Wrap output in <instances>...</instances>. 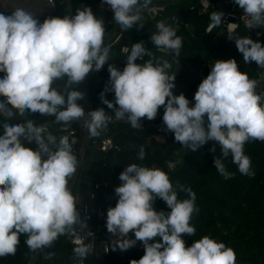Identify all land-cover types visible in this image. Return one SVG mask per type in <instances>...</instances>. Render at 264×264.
I'll list each match as a JSON object with an SVG mask.
<instances>
[{
	"label": "clouds",
	"instance_id": "1",
	"mask_svg": "<svg viewBox=\"0 0 264 264\" xmlns=\"http://www.w3.org/2000/svg\"><path fill=\"white\" fill-rule=\"evenodd\" d=\"M112 18L123 30L141 20V8L151 0H105ZM51 3V2H50ZM247 16L249 26L264 25V0H235ZM0 12V113L12 117L17 110L53 115L55 121H71L87 116L84 125L93 137L112 119L103 107L85 111L78 101L84 97L80 85L90 70H100L109 61L111 44L105 42V26L91 7L82 6L72 14L41 18L23 0H3ZM222 13H213L221 22ZM151 43L162 51L180 55L182 37L176 29L159 20ZM237 49L246 63L264 67V43L250 36L236 37ZM147 55L148 59H143ZM140 58L141 63H137ZM177 63V61H176ZM163 56L156 57L143 41L132 43L123 69L108 65L109 85L114 101L101 93L116 118H125L131 127H141L140 119L151 120L160 106L167 130L176 142L195 151L209 140L216 141L222 156L214 158L219 173L229 178L225 159L244 175H254L251 157L244 151L249 140L264 141V93L257 81L241 71L236 58H218L199 83L194 103L183 92L174 94L175 73ZM66 78L65 91L53 86ZM11 101L12 104H9ZM0 257L14 255L20 235L33 250L51 246L62 234L81 222L69 178L78 167L73 144L67 135L59 139L37 125L33 119H0ZM35 141L36 147L29 146ZM139 158L145 156L144 146ZM121 183L114 189L118 199L106 213L107 230L116 235L112 247L126 250L137 240L144 254L130 264H236L234 249L222 240L205 234L186 245L184 235L196 232L190 223L198 211L195 192L185 185L173 186L159 167L127 164L120 172ZM179 192H186L181 198ZM160 197L167 209L156 210L153 201ZM134 232V238L128 233ZM159 237V239H158ZM85 257L88 247L74 249Z\"/></svg>",
	"mask_w": 264,
	"mask_h": 264
},
{
	"label": "trees",
	"instance_id": "2",
	"mask_svg": "<svg viewBox=\"0 0 264 264\" xmlns=\"http://www.w3.org/2000/svg\"><path fill=\"white\" fill-rule=\"evenodd\" d=\"M101 0H55V10L52 15L63 16L69 14L70 9L75 10L82 6L91 7L97 17L104 20L105 33L111 31L112 26L109 23L108 15L99 10L97 5ZM217 0H213L210 11L201 14L199 10L190 11L186 1L168 0L166 6V16L172 13H179L185 16L189 23L194 26L193 30L183 28L176 30L177 35L182 37V47L180 55L176 56L174 52L166 53L157 50V47L151 43L150 36L156 29V18L145 15L139 21L142 25L134 24L128 29V38L124 41H143L145 47L151 51L154 56L161 57L169 63L178 61L181 65L180 72L175 76V87L173 93H179L184 88H194L198 82V69L203 63L214 61L218 58L228 59L236 58L241 71L248 74L250 78L256 79L259 65L255 62L246 63L242 53L237 49L233 38L243 37L246 34L245 27L240 24L239 28L232 36L219 33V29L213 34L205 35L204 29L207 23L212 20L213 13L218 12L216 6ZM185 10L187 13H183ZM194 31V32H193ZM195 33V36H192ZM217 36V37H216ZM264 43V33L260 40ZM111 53V54H110ZM108 58L116 63L125 62L120 58L118 49L110 50ZM147 56L145 59H148ZM118 61V62H117ZM141 63L140 61H136ZM109 74L102 71L100 81L91 80L89 82V96L92 108L103 107L106 112H112L101 99V93L113 100L114 92L106 91L109 85ZM0 96L6 98V94L0 93ZM79 103L80 100L78 101ZM12 104L11 101H8ZM14 106V104L12 105ZM162 107V106H160ZM26 119H33L36 124L45 121L53 115H41L39 112H28ZM17 116V112L15 113ZM4 116V115H3ZM11 118L12 117H6ZM20 120H24L22 117ZM117 121L112 127V133L116 142L122 149L116 154L107 153L102 156V163L114 167V176H119L120 172L127 164L137 163L146 166H156L164 170L173 186L185 185L191 187L195 192V203L198 211L193 214L190 223L196 228L193 236L184 235L186 245H190L194 239L208 234L212 237L222 240L231 246L236 253V264H264V141L249 140L244 145L245 153L251 157L252 169L254 175H244L238 171L237 165L232 163L231 155L225 159L227 169L234 173L229 178H225L219 173L214 164V158L222 156L220 146L217 145L215 151L213 144H203L195 151L188 146L175 141L174 133L171 131L159 138H145L141 133L133 129L125 120ZM143 145L145 156L139 158V148ZM211 147V150L207 148ZM177 161L173 170L167 167V161ZM181 198L187 196L186 192H179ZM111 196L108 200L111 201ZM113 200V199H112ZM111 206V203H110ZM153 207L156 210L167 209L166 203L162 198L157 197L153 201ZM98 206L96 211H98ZM72 234V233H71ZM70 234V235H71ZM26 234L20 235V243L14 255L0 257V264H30L38 249L33 250L25 243ZM159 239V237H158ZM48 251L47 258L39 254L34 264H45L47 260H53L59 264L64 260L69 262L74 256V246L66 238V234L60 235L51 246H46ZM67 254L66 256H61ZM144 251L130 250L125 256L128 260L122 263V254L112 251L110 255L104 256L102 263L98 264H130V260L139 259ZM89 259V264H90Z\"/></svg>",
	"mask_w": 264,
	"mask_h": 264
},
{
	"label": "built area",
	"instance_id": "3",
	"mask_svg": "<svg viewBox=\"0 0 264 264\" xmlns=\"http://www.w3.org/2000/svg\"><path fill=\"white\" fill-rule=\"evenodd\" d=\"M49 1L53 5L55 4V0ZM179 1L180 0H177V2ZM183 1L187 2L188 0ZM167 5V2L162 3L151 0L150 4H148L146 7L141 8V19L145 15L156 17L161 11L166 10ZM212 5L213 0H193L189 5V10H199L201 14H206L210 11ZM97 7L99 10L105 13H109V23L112 26L111 31L105 33V42H109L111 44L110 50L114 48L118 49L120 55L118 61L122 60L125 62L126 56L130 52L132 46L131 42L124 41L128 38V29L123 30L121 26L117 22H115V20L112 18V10L107 6L105 0H101L98 3ZM221 13L222 21L217 23L213 19L210 20L205 26V35L213 34L216 30L219 29V33H224L228 36H232L239 28L240 24H242L246 29V34L243 37L250 36L254 40H261V37L264 33V25L249 26V24L246 22L248 19L246 14L235 3V0H224V10ZM233 18H236L237 21H232ZM164 22L172 25L176 30H181L183 28H189L190 30H193V27L191 23L188 22L187 18L177 12L167 15ZM192 36L194 37L195 33H192ZM157 50L164 53L168 52L162 51L158 48ZM146 57L147 55H145L143 59H145ZM137 61L141 62L140 58H137ZM214 62L215 60L203 63L198 69V82L196 86L194 88H184L181 91L189 99L190 106L194 103L193 98L199 83L204 77L207 76L210 71V67L214 64ZM109 64L121 66V62L116 63L115 61H112L110 59L109 61H106L104 65L108 66ZM255 80L257 81V91L264 93V67H258ZM181 92L174 94H180ZM81 104L84 106L86 112L93 109L90 102L89 93L85 92ZM163 112L164 107L162 106L158 109L157 115L154 119L149 120L146 117H143L140 119L141 127L134 129L141 130V134L147 139L159 138L161 135L170 133L171 131L167 130L166 125L163 123ZM110 115L112 119L108 122L105 128H102L100 130V134L95 137L89 134L87 128L84 125V121L85 119H87V116L71 121L66 126H64V122L57 123L55 121V117H49L45 121L40 122L37 125H43L46 131L53 133L57 137V139H59L61 135H67L69 137V140L74 147V154L78 158L77 170L78 172H80V170H82V167L84 166V163L87 159V154L88 152H90V150L96 151L98 154H116L122 149V146L118 142H116L114 138L112 127L117 121H123L124 119L116 118L115 113H110ZM29 146L35 148V141H31ZM207 149L211 150L212 148L208 147ZM176 165L177 161H167V167L170 170H173ZM113 170L114 167L110 168V175L107 178L92 183V190L89 193L91 202L77 203V209L82 221L75 224L73 232L71 235H69L68 239L74 246V248L78 247L81 243L86 245L88 247L87 255L85 257H79L75 254V256L69 262L62 260L59 262V264H89L90 258H94V260L97 261L99 260V262L102 263L103 257L110 255L112 251H116L117 253L122 254L123 257L121 261L122 263H124L128 260V256L124 255L127 251L145 250L143 242L139 240H137L133 246L129 247L126 250H121L118 246L112 247L113 243L115 242L116 235L107 230L106 213L108 206L105 203L101 204V201L107 200L111 196V198L113 199L111 206H114L118 199L114 189L121 183V181L119 179V176H114ZM94 204H98L99 210L97 213L95 212L93 206ZM83 221L86 222L83 223ZM128 236L129 238H134V232L130 230ZM39 254H41L43 258H47V247L40 248ZM45 264H55V262L53 260H47Z\"/></svg>",
	"mask_w": 264,
	"mask_h": 264
},
{
	"label": "crops",
	"instance_id": "4",
	"mask_svg": "<svg viewBox=\"0 0 264 264\" xmlns=\"http://www.w3.org/2000/svg\"><path fill=\"white\" fill-rule=\"evenodd\" d=\"M158 2H167L168 0H155ZM25 6L30 7L34 13H36L37 15H39L41 18H44L46 16H52L54 10H55V4L53 5L52 3H50L49 0H23ZM216 6L218 8V12L217 14H219V12H222L224 10V0H217ZM5 11L4 8V4H3V0H0V12ZM166 10L161 11L158 14V17L156 19V23L159 20H165L166 18ZM183 13H187L185 12V10H181ZM180 13V12H179ZM71 14V12L69 13ZM156 18V17H154ZM194 28V26H192ZM220 33L217 34V36ZM216 36V37H217ZM129 42H131L128 39ZM171 64V68H169V72H171L173 70V72L175 73V76H177L180 72L181 69V65L180 63L177 61L176 62H172ZM107 68V69H106ZM119 69H123L122 66L119 67ZM102 71H106L107 74H109L108 71V66L103 65V67L100 70H90V72L85 76L84 80L80 83V85H73L72 87H80V89L84 92H87V89L89 91V82L91 80H95L96 82L100 81V76ZM97 73V74H96ZM0 74H2V72H0ZM53 86L56 87L59 91L64 92L65 91V86H66V78H62V79H57L56 81L53 82ZM83 98L80 100V102H82ZM16 106V105H14ZM18 108V106H17ZM29 115V113L27 112V116ZM23 118L26 119L27 117L23 114L19 112V108L17 109V116L13 115L12 119H19V118ZM6 118V116H3L2 113L0 114V119ZM4 124L2 121H0V130H3L4 128ZM87 156H92V158L94 159V166H90L89 168L83 166L82 170H80V172H78V170H76V172L74 173V175L72 177L69 178V188L71 190V192L73 193V195L76 198V202L77 203H84V202H91L89 193L92 190V183L96 182V181H101L105 178H107L110 175V167L107 164H103L102 163V156L103 154H98L97 152H95L94 154H91V152H89L87 154ZM86 163H84L85 165ZM88 166V165H87ZM87 168V169H86ZM83 172V175H82ZM109 199V198H108ZM102 200L101 204L105 203L108 207L110 206V203L112 205V202H110V200ZM112 201V199H111ZM94 209L95 212L97 213L98 211H96V207L98 206V204H94ZM86 221H83V223H85ZM75 225L72 226V230L69 232H66V238L67 240L69 235L73 232V228ZM66 256L67 254H62L61 256ZM97 263H99V260L97 261ZM101 263V262H100Z\"/></svg>",
	"mask_w": 264,
	"mask_h": 264
},
{
	"label": "rangeland",
	"instance_id": "5",
	"mask_svg": "<svg viewBox=\"0 0 264 264\" xmlns=\"http://www.w3.org/2000/svg\"><path fill=\"white\" fill-rule=\"evenodd\" d=\"M115 67H117V68H119L120 66H118V65H114ZM107 69V68H106ZM16 110L18 109L17 108V106H13ZM1 114V113H0ZM2 115H4L3 113H2ZM213 140H209V141H207L206 143H208V144H210V145H212L213 144V142H212ZM90 152H91V154H94L96 151H93V150H90ZM89 153V152H88ZM85 167H87V168H89L90 166L92 167V166H94V159L92 158V156H87V159H86V161H85ZM88 165V166H87ZM86 168V169H87ZM82 175H83V172H82ZM100 263V262H99ZM90 264H98L97 262H96V260H94V258H91V260H90Z\"/></svg>",
	"mask_w": 264,
	"mask_h": 264
},
{
	"label": "water",
	"instance_id": "6",
	"mask_svg": "<svg viewBox=\"0 0 264 264\" xmlns=\"http://www.w3.org/2000/svg\"><path fill=\"white\" fill-rule=\"evenodd\" d=\"M192 1H193V0H188V1L186 2V5L189 6L190 3H191ZM68 2H69V0H68ZM70 12H71V14L73 13L71 9H70ZM106 14L109 15V13H107V12H106ZM232 21H237V19H236V18H233ZM87 93H89L88 89H87ZM136 131H137L138 133H141V130H136ZM39 250H40V249L37 250V252H36L35 256L33 257L32 261L30 262V264H34V262H35V260H36V258H37V256H38V254H39Z\"/></svg>",
	"mask_w": 264,
	"mask_h": 264
}]
</instances>
